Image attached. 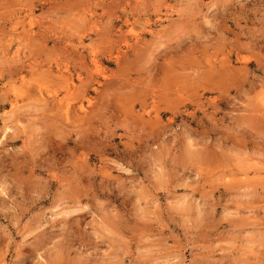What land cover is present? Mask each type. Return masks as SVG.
<instances>
[{
    "label": "rangeland",
    "instance_id": "1",
    "mask_svg": "<svg viewBox=\"0 0 264 264\" xmlns=\"http://www.w3.org/2000/svg\"><path fill=\"white\" fill-rule=\"evenodd\" d=\"M0 264H264V0H0Z\"/></svg>",
    "mask_w": 264,
    "mask_h": 264
},
{
    "label": "bare ground",
    "instance_id": "2",
    "mask_svg": "<svg viewBox=\"0 0 264 264\" xmlns=\"http://www.w3.org/2000/svg\"><path fill=\"white\" fill-rule=\"evenodd\" d=\"M95 62V61H94ZM97 63V62H96ZM52 97V96H51ZM49 101V100H48ZM54 106H56V105H54Z\"/></svg>",
    "mask_w": 264,
    "mask_h": 264
}]
</instances>
